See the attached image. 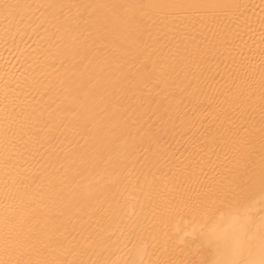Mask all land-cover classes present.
Segmentation results:
<instances>
[{
  "label": "bare ground",
  "instance_id": "bare-ground-1",
  "mask_svg": "<svg viewBox=\"0 0 264 264\" xmlns=\"http://www.w3.org/2000/svg\"><path fill=\"white\" fill-rule=\"evenodd\" d=\"M0 264H264V0H0Z\"/></svg>",
  "mask_w": 264,
  "mask_h": 264
}]
</instances>
